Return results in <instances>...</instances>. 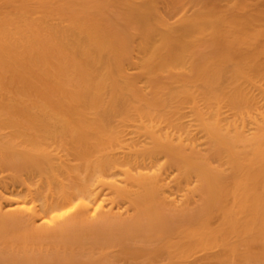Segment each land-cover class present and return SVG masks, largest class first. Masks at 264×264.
<instances>
[{
  "label": "bare ground",
  "instance_id": "bare-ground-1",
  "mask_svg": "<svg viewBox=\"0 0 264 264\" xmlns=\"http://www.w3.org/2000/svg\"><path fill=\"white\" fill-rule=\"evenodd\" d=\"M0 264H264V0H0Z\"/></svg>",
  "mask_w": 264,
  "mask_h": 264
},
{
  "label": "rangeland",
  "instance_id": "rangeland-1",
  "mask_svg": "<svg viewBox=\"0 0 264 264\" xmlns=\"http://www.w3.org/2000/svg\"><path fill=\"white\" fill-rule=\"evenodd\" d=\"M220 2V3H219ZM222 2V3H221ZM217 3H218V5H219V7H221V8H224V6H225V1H217Z\"/></svg>",
  "mask_w": 264,
  "mask_h": 264
}]
</instances>
